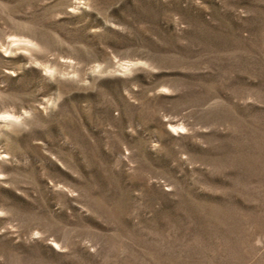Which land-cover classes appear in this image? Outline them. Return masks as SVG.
Instances as JSON below:
<instances>
[{
  "label": "rangeland",
  "instance_id": "rangeland-1",
  "mask_svg": "<svg viewBox=\"0 0 264 264\" xmlns=\"http://www.w3.org/2000/svg\"><path fill=\"white\" fill-rule=\"evenodd\" d=\"M0 264H264V0H0Z\"/></svg>",
  "mask_w": 264,
  "mask_h": 264
}]
</instances>
